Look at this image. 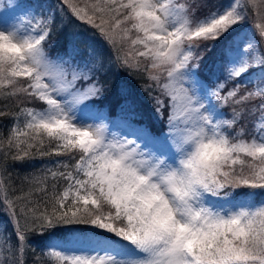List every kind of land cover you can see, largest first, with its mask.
<instances>
[{
  "label": "snow or ice",
  "instance_id": "6c2138e0",
  "mask_svg": "<svg viewBox=\"0 0 264 264\" xmlns=\"http://www.w3.org/2000/svg\"><path fill=\"white\" fill-rule=\"evenodd\" d=\"M202 6L207 12L193 19L187 0H60L65 14L104 36L120 66L150 82L159 133L131 125L127 100V132L88 117L105 91L103 63L91 53L77 59L73 46L50 56L51 14L0 23V95L18 108L8 137L0 135V161L22 160L32 148L66 157L19 194L0 181V212L16 241L0 226V264H264V0L258 8L256 0ZM253 9L261 23L233 39ZM226 37L222 64L202 78L201 53ZM236 104L226 119L221 109ZM242 188L260 190L244 193L259 202H239ZM54 229L70 231L56 239ZM30 234L45 240L26 260Z\"/></svg>",
  "mask_w": 264,
  "mask_h": 264
},
{
  "label": "trees",
  "instance_id": "16d2710c",
  "mask_svg": "<svg viewBox=\"0 0 264 264\" xmlns=\"http://www.w3.org/2000/svg\"><path fill=\"white\" fill-rule=\"evenodd\" d=\"M17 2L33 6V15L40 17L42 13H46L47 10L50 11L54 17V27L52 29L51 35L49 36L46 46L53 56L56 54L64 53L69 46H73L80 51L81 58L88 59L89 54H93L98 57L103 63V71L99 76L100 83L103 85L105 91L103 96L98 100H93L98 106L106 107V111L109 115L114 114L120 106L129 101L134 105L136 112V118L132 120L137 125H142L150 128L154 133H159L164 127V123L157 117L154 108L155 104L152 99L155 92L146 91L147 84L150 83L146 80L145 76L137 73L135 71L129 70L125 67L119 65L116 60L115 49L105 40L104 36L100 32L91 27L90 25L79 21L70 14H65L60 8V0H16ZM218 0H187V4L192 5V17L202 18L207 12V8L203 7L204 4L216 5ZM251 1V0H250ZM89 3L94 2V0H88ZM45 5L46 7L42 6ZM200 5V7H197ZM261 5V0H256L257 8ZM48 14V13H47ZM261 23L260 18L256 15V10L253 9L249 14V19L242 29L249 25H259ZM70 25L74 27L77 25L76 33L71 40H69ZM82 30H80V28ZM123 27V25H122ZM251 27V26H250ZM240 29V30H242ZM239 30V31H240ZM130 36H135V31L129 33ZM259 41V36L255 37ZM232 37L222 38L220 42H209L215 43L216 47L208 51H203L201 53L202 59L200 60L199 71L202 78H207L209 75L208 70L214 68L218 64H222V51L225 43L230 41ZM139 46H130L131 51L134 52L135 48ZM143 59V58H141ZM108 66V68H104ZM220 73H217L219 75ZM20 80L25 78L21 77ZM123 85L120 90L119 86ZM232 85L228 84L225 88V92ZM251 89V86H249ZM244 89H242L243 91ZM7 88L0 89V92H6ZM224 93H222L223 95ZM16 98H7L0 95V110L5 109V105H8V110L5 115L0 116V135L4 138L8 137L9 129L12 126L13 114L18 112L16 104H13V100ZM252 101L251 103H258ZM20 108H38L44 109V105L38 101L29 100L25 102H20L17 100ZM239 109L242 105H231V107L226 106L222 108L221 111L225 112L226 118L231 117L232 108ZM167 118V112H165V119ZM259 119V113L253 117H249V121L246 127L250 130L254 123H257ZM243 123V121L241 122ZM239 126H234L233 129L229 131H235ZM45 141L44 147H48L47 137H42ZM23 139V137L21 138ZM24 147V145H21ZM43 150V149H41ZM37 149L32 148L29 150L30 156L25 157L22 160H7L0 161V181L7 180L8 186H10L13 192L19 194L21 189H29L30 181L33 177H39L43 175V169L46 166H50L53 160H64L66 157L60 156H40L36 155ZM240 196H245L246 192H259L260 190L252 189H236L235 190ZM38 198L41 194L39 192L34 193ZM0 226L6 227L7 233L11 239V243L15 244V236L12 234V226L8 223V218L0 212ZM70 229H54V236H64L66 232ZM91 231V230H89ZM45 237L29 235L30 248L26 250L24 259L30 260L34 252H38L44 246Z\"/></svg>",
  "mask_w": 264,
  "mask_h": 264
},
{
  "label": "rangeland",
  "instance_id": "374dc122",
  "mask_svg": "<svg viewBox=\"0 0 264 264\" xmlns=\"http://www.w3.org/2000/svg\"><path fill=\"white\" fill-rule=\"evenodd\" d=\"M221 3H223V0H218L216 5H219ZM42 6L46 7L44 4ZM33 9H34V7L32 5L29 6L27 4L17 2L16 0H0V23H2L3 26L5 28H7V27H9L15 23H18L22 18H24L26 16L31 17L33 15V12H34ZM46 13L49 14L51 12L47 10ZM37 18H39V17H37ZM74 27L76 29L78 28L77 25H74ZM74 27L72 25H70L71 29L69 31V35H70L69 40H71L70 38H72L74 36V34L76 33V29ZM80 30H82V29L80 28ZM252 34H253V26L249 25V26L245 27L244 29L240 30L239 33L233 37V39H235L237 41H244L249 36H251ZM229 42L230 41H228L227 43H229ZM48 53L50 56L55 57L52 55V53L49 50H48ZM59 54H62V52ZM56 55H58V54H56ZM77 59H81L80 51H79V55L77 56ZM104 68H108V66H104ZM122 88H123V85L119 86L120 90ZM90 103L95 105V107L93 109H91L90 112L88 113V117L91 120H94L97 123H99L101 120H104L105 122H115V126L119 129V132H127L130 130V125L128 123L124 122V118L121 114V109H118L114 114L109 115V112L106 111L107 110L106 107L98 106L97 103H95L94 101H90ZM33 109L43 110L42 108L41 109L33 108ZM225 118H226V116H225ZM175 119L177 121H180L183 119V116L179 111H177ZM131 125H137V124H135L133 121H131ZM111 126L112 125L110 124L109 127L111 128ZM260 199H261V197L240 196L237 200L239 202H256V203H258ZM60 237L61 236H54V238H56V239H59Z\"/></svg>",
  "mask_w": 264,
  "mask_h": 264
}]
</instances>
